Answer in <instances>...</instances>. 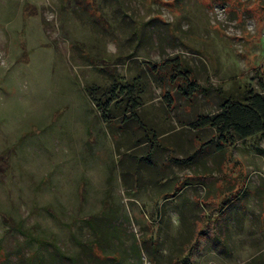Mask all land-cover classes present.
<instances>
[{
    "label": "rangeland",
    "instance_id": "obj_1",
    "mask_svg": "<svg viewBox=\"0 0 264 264\" xmlns=\"http://www.w3.org/2000/svg\"><path fill=\"white\" fill-rule=\"evenodd\" d=\"M176 56L206 92L192 105L148 73ZM135 77L136 120L107 123L88 87ZM261 80L264 0H0L3 264L37 246L16 225L73 252L72 232L101 211L121 232L108 236L112 254L139 240L131 264H151L144 248L156 264H264V134L219 148L213 129L192 125L229 94L262 91Z\"/></svg>",
    "mask_w": 264,
    "mask_h": 264
},
{
    "label": "trees",
    "instance_id": "obj_2",
    "mask_svg": "<svg viewBox=\"0 0 264 264\" xmlns=\"http://www.w3.org/2000/svg\"><path fill=\"white\" fill-rule=\"evenodd\" d=\"M147 66L149 74L157 81L166 79L171 87H175V92L191 105L200 94L206 96L203 85L199 82L193 68L181 60L179 56L168 58L161 63H148ZM162 69L165 71L163 72ZM163 73L165 74L163 75ZM260 82L263 88L262 91H257L249 86L240 93L227 95L214 113L197 114L192 122L194 129L197 131L213 129L211 139H217L219 148L231 140L247 139L264 134V82L263 80ZM88 92L99 114L109 124L115 121V117L120 116L123 118L121 120L122 126L128 121L136 120L137 110L144 103V89L138 77H135L132 82L118 80L108 86L91 84L88 87ZM165 97L170 104L174 103V98L169 94V91H166ZM173 106L171 105V108ZM197 135L200 139L199 134ZM148 141H151L152 145L159 143L158 133L153 131V137L149 136L146 142L148 143ZM193 155L191 153L184 158L176 159L179 162L189 164L193 160ZM182 189L183 187H177L174 194L166 193V198L179 194ZM230 202L231 200H228L225 203L223 210H221L222 213ZM107 214L105 211H101L84 217L79 222L81 228H84L83 232L80 235L72 232L75 243L73 247L78 248V252L75 248H73V252H66L59 244L56 236L53 239L46 235L37 236L29 228L26 230L23 223L16 225L14 229L21 231L29 244L38 246L33 245L25 263L20 262V264H63L65 259L70 261V264H131L128 252L134 260L142 258L143 250L140 247L139 240L135 237L133 243L135 249L130 247L126 250L127 254L122 257L119 254L111 253L113 241L108 236L111 235L112 231L116 232L118 236L121 232L114 222L112 224L111 220L104 219ZM223 234L225 236L224 230ZM47 246H52V249L48 252ZM3 249L0 245V252ZM144 249L147 253L149 252L150 263L156 264L159 260L155 256L156 249L151 251L148 248ZM80 250L89 251L91 257L88 256V259L83 260L84 257L83 254L79 253ZM7 260V254L3 259L0 257L1 264L7 262Z\"/></svg>",
    "mask_w": 264,
    "mask_h": 264
}]
</instances>
